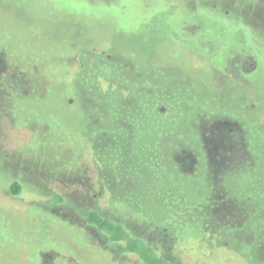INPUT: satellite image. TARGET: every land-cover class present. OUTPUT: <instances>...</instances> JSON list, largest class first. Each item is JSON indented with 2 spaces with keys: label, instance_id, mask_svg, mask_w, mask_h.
I'll use <instances>...</instances> for the list:
<instances>
[{
  "label": "rangeland",
  "instance_id": "rangeland-1",
  "mask_svg": "<svg viewBox=\"0 0 264 264\" xmlns=\"http://www.w3.org/2000/svg\"><path fill=\"white\" fill-rule=\"evenodd\" d=\"M83 209L264 264V0H0V264H138Z\"/></svg>",
  "mask_w": 264,
  "mask_h": 264
},
{
  "label": "trees",
  "instance_id": "trees-1",
  "mask_svg": "<svg viewBox=\"0 0 264 264\" xmlns=\"http://www.w3.org/2000/svg\"><path fill=\"white\" fill-rule=\"evenodd\" d=\"M10 192L12 195L19 194V182L12 184ZM79 215L86 225L95 228L105 238L108 245H119L121 253L136 258L138 264H174L152 242L135 235L123 223L91 209L80 210Z\"/></svg>",
  "mask_w": 264,
  "mask_h": 264
}]
</instances>
